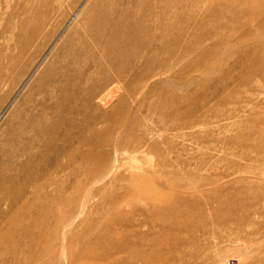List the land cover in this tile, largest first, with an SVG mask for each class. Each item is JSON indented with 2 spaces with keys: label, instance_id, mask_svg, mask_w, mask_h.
<instances>
[{
  "label": "rangeland",
  "instance_id": "obj_1",
  "mask_svg": "<svg viewBox=\"0 0 264 264\" xmlns=\"http://www.w3.org/2000/svg\"><path fill=\"white\" fill-rule=\"evenodd\" d=\"M0 264H264V0H0Z\"/></svg>",
  "mask_w": 264,
  "mask_h": 264
},
{
  "label": "bare ground",
  "instance_id": "obj_2",
  "mask_svg": "<svg viewBox=\"0 0 264 264\" xmlns=\"http://www.w3.org/2000/svg\"><path fill=\"white\" fill-rule=\"evenodd\" d=\"M115 90V89H114ZM111 92V91H110ZM50 132V131H49Z\"/></svg>",
  "mask_w": 264,
  "mask_h": 264
}]
</instances>
